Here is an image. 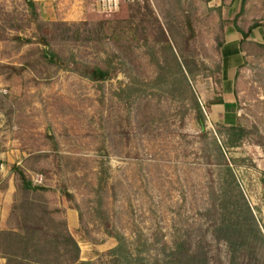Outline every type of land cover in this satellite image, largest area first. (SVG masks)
Segmentation results:
<instances>
[{
	"label": "rangeland",
	"instance_id": "1",
	"mask_svg": "<svg viewBox=\"0 0 264 264\" xmlns=\"http://www.w3.org/2000/svg\"><path fill=\"white\" fill-rule=\"evenodd\" d=\"M70 1L66 11H80L78 19H50L40 10L45 20L75 22L70 38L53 40L51 47L36 37L31 43L14 40L32 35L26 27L8 28L0 41L6 96L0 143L14 150L6 162L28 167L33 181L49 185L67 213L70 205L78 207L81 219L73 208L78 221L70 228L85 260L114 248L115 233L129 239L142 233L151 254L185 231L202 238L207 226L201 227V210L225 183L214 138L222 144L223 125L232 124L213 121L210 109L219 97L222 46L235 16L228 11L231 0L222 6L219 0ZM27 15L24 0H0V23L24 19L27 25ZM262 45L235 81L234 124L248 134L224 154L264 235V186L256 165L264 156ZM49 48L55 60L44 57ZM110 60L116 66L111 78L95 81L83 74L85 67L110 66ZM189 90L201 104L204 124ZM65 189L74 200L61 193Z\"/></svg>",
	"mask_w": 264,
	"mask_h": 264
},
{
	"label": "trees",
	"instance_id": "2",
	"mask_svg": "<svg viewBox=\"0 0 264 264\" xmlns=\"http://www.w3.org/2000/svg\"><path fill=\"white\" fill-rule=\"evenodd\" d=\"M24 2L28 9L27 25L22 23L24 19L20 22L3 20L0 23V41L6 38L8 28L24 30L31 27V36L23 38L17 35L14 40L31 43L36 37L48 47L52 46L53 40L71 37L75 22L45 20L36 0ZM258 25L255 22L247 31L240 29L244 36L242 46ZM167 43L173 49L171 43ZM44 57L55 60L51 48L45 50ZM174 58L182 71L183 66L176 54ZM83 74L92 80L104 81L116 74V66L110 60V66L85 67ZM238 77L239 71L236 81ZM189 92L198 119L204 124L206 117L201 104L196 94L192 90ZM218 96L211 103H224L222 95ZM5 100V94L0 92V109ZM223 129L227 138L222 144L214 138V150L217 152V163L224 169L225 183L221 195L201 210L205 218L201 227L207 226L202 238H198L201 233L193 235L185 231L174 240L173 245L163 242L158 251L151 254L149 244L146 245L148 239L142 233H136L133 239L115 233L112 234L117 240L114 248L100 253L96 259H82L81 246L70 228L66 208L54 201L51 196L53 189L45 183L36 184L28 174V167L16 163L11 168L16 191L6 227L0 229V256L6 258L5 264H264V235L224 154L225 147L241 146L248 130L241 124L223 125ZM27 159L24 161L27 162ZM61 193L68 201L75 198L68 189ZM70 207L78 210L81 219L78 207L74 204ZM221 244L226 246L225 250L219 248ZM145 254L151 258L147 259L149 257Z\"/></svg>",
	"mask_w": 264,
	"mask_h": 264
},
{
	"label": "crops",
	"instance_id": "3",
	"mask_svg": "<svg viewBox=\"0 0 264 264\" xmlns=\"http://www.w3.org/2000/svg\"><path fill=\"white\" fill-rule=\"evenodd\" d=\"M36 1L40 5L41 12L50 19L60 17L67 20L78 19L77 17H79L77 14L79 15L80 11L78 13L77 10L72 12V9L69 10V13L66 11V9H70L68 8L69 5H66L67 3L71 4L70 0ZM56 1L59 2L60 7L62 5L58 11L55 9ZM222 3H224L223 0H219L217 5L222 6ZM230 3L227 5L228 9H230L228 11L233 10V15L235 14V16L225 33V41L222 46V79L218 86L219 95H222L224 103L212 104L210 114L215 122L234 124L238 115L236 75L240 68L245 65L246 60L250 56L253 57L250 54L256 53V49L259 51L260 45L264 43V0H231ZM64 14L66 16H63ZM255 22L259 23V25L252 29L250 36L242 46L244 36L240 29L247 31ZM1 85L0 78V92H2ZM2 116L3 114L0 109V134L3 132L1 131L3 125ZM12 151L14 150L6 151L0 143V229L6 227L16 191L14 174L11 171L12 165H9L5 159V156L7 154L10 156V152ZM256 161V165L262 174L260 181L264 186V156L259 157ZM67 209L70 211L67 213L70 225L71 221L72 223L78 221V214L73 208L68 207ZM5 263L6 258L0 256V264Z\"/></svg>",
	"mask_w": 264,
	"mask_h": 264
}]
</instances>
